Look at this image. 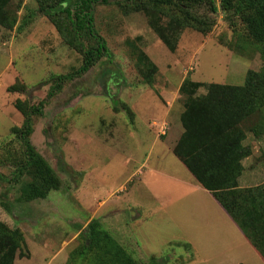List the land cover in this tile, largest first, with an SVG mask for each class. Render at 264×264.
Segmentation results:
<instances>
[{
    "label": "rangeland",
    "instance_id": "374dc122",
    "mask_svg": "<svg viewBox=\"0 0 264 264\" xmlns=\"http://www.w3.org/2000/svg\"><path fill=\"white\" fill-rule=\"evenodd\" d=\"M14 1L23 3L18 11L19 27L3 28L0 160L22 150L11 131L24 119L14 105L16 99L38 104L47 98L56 75L74 71L83 60L47 16L37 13L36 0ZM77 5L74 1L72 9ZM198 12L213 23L210 31L184 28L173 52L149 26L144 12L125 13L114 0L94 5L95 29L106 40L109 54L85 74L64 82L49 97L44 113L34 116L32 142L62 178L61 188L47 198L25 202L20 199L21 187L29 175L20 181L0 178V219L21 227L27 243L15 264H69L71 251L81 243L79 231L94 212L91 203L106 227L107 203L115 204L127 193V201L119 208L125 221L119 227L127 226L119 231V238L133 233L132 223L138 227L133 235L137 242L143 237L147 240L148 252L141 245L129 244V248L141 264L150 262L151 253L164 264H198L195 247L214 259L210 264H264L206 190L171 179L172 175L192 179L172 153L183 131L185 97L179 91L183 80L241 85L249 70H260L263 65L260 49L246 42L242 27L235 29L221 10L215 14L203 6ZM23 19L29 20L27 27ZM21 29H28L24 38L33 39L26 49L22 48ZM137 48L158 65L152 84L146 83L138 69ZM17 81L31 88L30 96L8 91ZM206 92L202 86L197 95ZM155 120L167 123L166 133L153 125ZM244 127L245 144L251 148V155L243 160L245 169H257L264 165V109ZM156 137L161 139L157 144ZM12 169L0 163L3 174H12ZM144 195L153 197L157 208L148 219L136 217L139 208H127L137 207ZM34 242H48L49 252L33 258L29 244ZM181 242L190 243L193 250Z\"/></svg>",
    "mask_w": 264,
    "mask_h": 264
},
{
    "label": "trees",
    "instance_id": "16d2710c",
    "mask_svg": "<svg viewBox=\"0 0 264 264\" xmlns=\"http://www.w3.org/2000/svg\"><path fill=\"white\" fill-rule=\"evenodd\" d=\"M78 2L76 9L71 4ZM110 0H36L37 13L46 15L63 40L83 55L81 65L74 71L58 74L47 98L38 104L28 99H16L15 107L24 119L11 131L22 144L21 153L7 155L0 160L10 165L12 174L0 172V178L20 181L24 175L30 179L21 187L20 199L31 202L44 199L51 191L62 186V178L50 162L36 149L31 136L34 116L42 115L49 97L60 91L63 83L88 72L99 60L109 54L104 37L94 23V5ZM125 13L142 11L149 26L170 51L177 49L181 31L191 27L202 33L210 31L213 23L201 16L198 9L207 6L211 13L221 10L233 27L240 29L250 46L258 47L263 65L260 70H249L241 85L201 82L186 77L180 85L185 97L181 114L183 131L173 152L193 174L197 182L209 190L217 203L249 239L264 261V182L241 187L239 178L245 166L244 158L251 155L245 144L247 131L244 124L264 109V0H114ZM21 2L0 0V27L13 30L19 27L18 11ZM166 19V20H165ZM24 26L29 20L23 19ZM239 29V28H238ZM243 30V31H242ZM138 69L144 80L152 84L158 65L141 48H137ZM207 92L197 95L200 87ZM11 93L30 96L31 88L17 81L8 87ZM114 98V97H113ZM121 105L128 112L131 108ZM116 109H119L116 107ZM81 243L70 253L69 264H141L124 244L99 219L93 217L79 231ZM180 243V242H178ZM185 243V242H181ZM25 234L18 225L10 226L0 219V264H15L26 246ZM189 247L191 244L185 243ZM192 248V247H191ZM148 264H164L157 255L150 256ZM244 264V263H239Z\"/></svg>",
    "mask_w": 264,
    "mask_h": 264
},
{
    "label": "crops",
    "instance_id": "0c3cea01",
    "mask_svg": "<svg viewBox=\"0 0 264 264\" xmlns=\"http://www.w3.org/2000/svg\"><path fill=\"white\" fill-rule=\"evenodd\" d=\"M22 30L23 29H21V35H20V38L21 39L20 40H22V42H23L22 48H25L26 49L30 45V43L33 41V39L31 37L24 38V34L26 33V31L28 29H26L24 31H22ZM5 31H6L5 29H3V28L0 27V75H1V71H2V65H3V63H2L1 45H2V42H3V33ZM15 31H16V29L14 30V32ZM14 35H16V33ZM14 35H13L12 38H14ZM18 41L19 40H16V44H17ZM12 42L13 41H11V43ZM14 43L15 42H13V44ZM13 51H15V55H16L17 50L14 49V46H13ZM179 88H180V86H179ZM173 103L172 102H169V105H172ZM167 107L170 108V106H167ZM180 136H181V134L179 135V137ZM160 140L161 139L159 137H156L155 144H157ZM177 141L174 143V145H172V153L174 155H175V153L173 152V149H174V146L176 145ZM175 157L178 158L176 155H175ZM178 160L184 165V163L179 158H178ZM243 164L245 166L244 161H243ZM184 167L188 170V168L185 165H184ZM244 171H243L242 175L239 178V184H240L241 187L255 186V185H258V184H261V183L264 182V165L261 166V167H259V168H257V169L254 168L253 170H251V169H248V170L244 169ZM190 174L192 175V179L191 180H185V179L180 178L178 176H174L173 177V175H172V178L171 179L176 184H179V185L190 186V187H192L194 189H197V187H198L200 189L206 190L209 193V195L213 198V200L215 201V203L225 212V210L217 203V201L213 197L212 193L209 190L205 189L199 182H197V180L195 179V177L193 176V174L191 172H190ZM138 191H140V189H138ZM128 195H129V193H127V196L126 197H123L120 200L116 201L115 204L114 203H107V208L106 209L108 210V212H107V215H106L107 216L106 228L109 231H111V233L122 244H124L129 250H131L129 248V244H136V245L143 246L147 250V252H148V249H147V247H148L147 246V240L144 237L142 238L143 241H140L141 243L136 241V239H135V237H134L133 234L135 233V230H137L138 227L135 224H133L132 222H131L132 224L131 223H129V224H131L132 227H134V229H135L134 231L132 230L133 233L132 234L130 233V235L128 237L124 236L122 239L119 238V235H120V232L119 231L120 230L121 231H124V228L123 227L126 228V226H127V225H123V227H119L125 221L124 218H123L124 212L121 209H119V208H120V206L124 202L127 201ZM152 198L153 197H151V196L144 195L143 198H142V200L139 199L140 202L137 204V207L136 206H130V207H127V208H130L132 210L135 209V208H139L141 210V213H137L136 214V217L138 218V217H141L142 216L143 218L145 217V218L148 219L150 216H153V214H155V211L157 210L156 206H153V204H152L153 203L152 202L153 201ZM90 206H93L92 210L94 211L93 214L91 215L90 219H92L93 217H98L97 214H98V212H100L98 210V208L97 207L95 208V206L93 205V203H91ZM121 216H122L123 219L120 218ZM228 217L231 219V221L233 222V224L239 229V231L241 232V234L243 235V237L247 240V242L251 245V247L255 250V248L253 247V245L251 244V242L249 241V239L244 235V233L237 226V224L232 220V218L229 215H228ZM90 219L88 221H90ZM120 220H122V221L120 222ZM118 227H119V229H118ZM82 228H84V227H82ZM185 243H188V242H185ZM29 247H30V251H31V253L33 255V258L35 257L36 254H39V257H41L43 255V253H48L49 252V248H48L49 247V243L48 242H45V243H38V242L30 243L29 244ZM192 250H193V248H192ZM193 252H194L195 258L199 260V262H197L198 264L199 263H201V264H210V263H212L214 261V259L206 253V250H202L201 248H198V250H197V248L195 247V250H193ZM257 254H258V252H257ZM152 255H156V254L155 253H153V254L151 253L150 256H152ZM259 257H260V255H259ZM239 263H244L245 264V262H243V261L238 262L236 264H239Z\"/></svg>",
    "mask_w": 264,
    "mask_h": 264
},
{
    "label": "built area",
    "instance_id": "2783aa9c",
    "mask_svg": "<svg viewBox=\"0 0 264 264\" xmlns=\"http://www.w3.org/2000/svg\"><path fill=\"white\" fill-rule=\"evenodd\" d=\"M153 125L159 130L160 133L164 134L167 131V123L165 121L155 120Z\"/></svg>",
    "mask_w": 264,
    "mask_h": 264
}]
</instances>
